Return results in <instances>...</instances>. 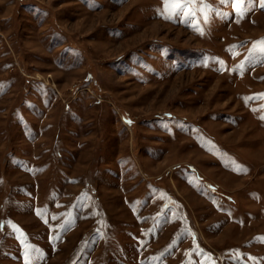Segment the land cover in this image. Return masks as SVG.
I'll use <instances>...</instances> for the list:
<instances>
[{
	"label": "rangeland",
	"instance_id": "obj_1",
	"mask_svg": "<svg viewBox=\"0 0 264 264\" xmlns=\"http://www.w3.org/2000/svg\"><path fill=\"white\" fill-rule=\"evenodd\" d=\"M261 4L0 0V264H264Z\"/></svg>",
	"mask_w": 264,
	"mask_h": 264
},
{
	"label": "snow or ice",
	"instance_id": "obj_2",
	"mask_svg": "<svg viewBox=\"0 0 264 264\" xmlns=\"http://www.w3.org/2000/svg\"><path fill=\"white\" fill-rule=\"evenodd\" d=\"M238 2H243V0H238ZM196 3L204 4V0H164L166 6H170L169 10L176 15H183L184 9L189 5H194ZM207 7V5H205ZM261 7H264V4H261ZM193 13L189 12L188 16H191ZM264 44V41L261 42ZM264 119V117H261Z\"/></svg>",
	"mask_w": 264,
	"mask_h": 264
}]
</instances>
